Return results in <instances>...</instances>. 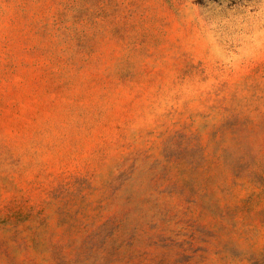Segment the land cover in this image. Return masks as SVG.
<instances>
[{"label": "rangeland", "instance_id": "obj_1", "mask_svg": "<svg viewBox=\"0 0 264 264\" xmlns=\"http://www.w3.org/2000/svg\"><path fill=\"white\" fill-rule=\"evenodd\" d=\"M0 264H264V0H0Z\"/></svg>", "mask_w": 264, "mask_h": 264}]
</instances>
